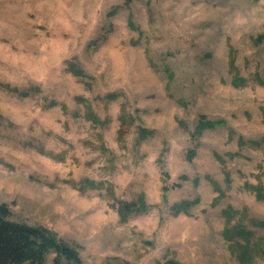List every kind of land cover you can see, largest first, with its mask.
Wrapping results in <instances>:
<instances>
[{
    "label": "rangeland",
    "instance_id": "1",
    "mask_svg": "<svg viewBox=\"0 0 264 264\" xmlns=\"http://www.w3.org/2000/svg\"><path fill=\"white\" fill-rule=\"evenodd\" d=\"M262 173L264 0H0L13 221L82 264H264Z\"/></svg>",
    "mask_w": 264,
    "mask_h": 264
},
{
    "label": "trees",
    "instance_id": "2",
    "mask_svg": "<svg viewBox=\"0 0 264 264\" xmlns=\"http://www.w3.org/2000/svg\"><path fill=\"white\" fill-rule=\"evenodd\" d=\"M72 73L75 76L79 75L76 70H72ZM77 101L89 109L85 101L80 99ZM120 120L123 127L126 121L123 118ZM217 125L206 122L200 125L199 131L214 129ZM123 134H125V131L123 128H120L118 132V140L120 142L122 141ZM262 176L264 177V173H262ZM88 185L90 188L95 187L94 183L85 181L82 184V190ZM246 189L255 193L258 199H264L262 195L264 190L262 188L246 185ZM120 205L122 207L120 211H126V215L131 211H137L136 204L121 203ZM11 215L6 205H0V264H44L46 257L51 253L56 255L53 264H60L61 258L73 264H82L78 254L60 241L54 233L42 227H30L23 223L15 222L12 220ZM122 217L124 218L125 215H122ZM222 217L225 221L223 237L226 241H232L235 238L234 236L240 235V232L237 231V227L231 226L233 217L228 214V210L222 212ZM253 248L254 246L251 247L248 241L244 245L236 242L234 251L238 254L237 259L240 264L250 261L249 257L251 256L249 253L252 252ZM170 264L175 263L170 262Z\"/></svg>",
    "mask_w": 264,
    "mask_h": 264
}]
</instances>
